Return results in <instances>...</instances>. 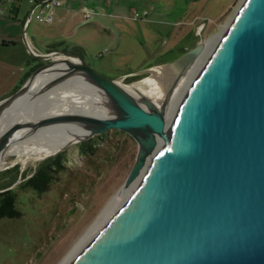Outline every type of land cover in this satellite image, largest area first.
I'll use <instances>...</instances> for the list:
<instances>
[{"label": "water", "instance_id": "obj_1", "mask_svg": "<svg viewBox=\"0 0 264 264\" xmlns=\"http://www.w3.org/2000/svg\"><path fill=\"white\" fill-rule=\"evenodd\" d=\"M38 66L0 100V117L33 104L53 88L84 77L106 95L113 117L96 106L13 119L0 151L14 138L56 123L89 120L95 131L118 129L149 149L87 225L46 264H264V0H241L200 68L174 121L157 106L69 50L36 52ZM203 43L175 62L185 68ZM61 57H66L64 60ZM61 61V62H60ZM68 63L36 87L44 68ZM184 66V67H183ZM42 127H45L44 129Z\"/></svg>", "mask_w": 264, "mask_h": 264}, {"label": "rangeland", "instance_id": "obj_2", "mask_svg": "<svg viewBox=\"0 0 264 264\" xmlns=\"http://www.w3.org/2000/svg\"><path fill=\"white\" fill-rule=\"evenodd\" d=\"M161 1L163 13L170 15L154 22L150 8L137 9L136 19L133 18L135 10L123 20L112 14H102L95 19L96 23L64 27L61 36V32L58 34L61 27L53 26L56 21L45 23L33 18L26 35L33 39L38 50L45 51L47 44L57 41L60 43L57 49L79 55L99 73L126 85L141 84L147 88L145 81L152 75L151 69L177 67L175 61L184 52L219 37L241 2ZM11 2L0 0V18L13 21L10 27L0 25V32L17 36L15 39L20 45H4L1 51L4 57L0 62V96L13 92L19 85L24 74L22 68L28 61L33 63L34 69L40 63L35 58L27 59L29 54L26 55L22 39L21 22L32 4L28 0H14L19 7L16 17ZM79 40L84 44L75 45L81 42ZM63 103L68 101L63 100ZM139 148L127 133L109 128L80 139L74 137L50 155L5 153L4 165L0 168V191H16V208L20 214L0 218V264H46L72 232L87 225L129 174L140 155ZM51 160L58 161L59 165H53ZM48 161L53 169V166L58 169L48 171L53 175L51 187L39 191L25 186L27 178Z\"/></svg>", "mask_w": 264, "mask_h": 264}, {"label": "bare ground", "instance_id": "obj_3", "mask_svg": "<svg viewBox=\"0 0 264 264\" xmlns=\"http://www.w3.org/2000/svg\"><path fill=\"white\" fill-rule=\"evenodd\" d=\"M217 39L218 37L204 43L199 55L184 70L180 66L167 69H164L165 67H156L151 69L152 75L145 81V84L148 85L147 88L141 84L133 83L125 84L126 88L141 97L152 100L157 106L164 103L165 116L168 122L174 121L182 111L194 80ZM64 58L66 57H61L62 60ZM67 66L69 64L63 62L57 68L47 67L42 69L33 84L36 87L41 86L60 74V71ZM168 92L171 93L170 98L167 100ZM109 98L110 96L106 95L90 80L84 77L72 78L53 88L46 96L37 98L33 104L23 106V108L16 109L13 112L1 116L0 132L13 119L28 120L38 116H47L74 109L90 108L91 106H96L95 108H100L101 111L89 114L113 117L114 112L104 108L110 102ZM63 100L68 101V103L64 104ZM62 107L63 110H61ZM42 128L44 129L45 127ZM93 131H95L93 122L89 120H73L56 123V125L51 126L44 133L14 138L0 151V168L4 165L3 156L5 153H16L18 155V153L30 154L31 152H36L41 155H50L58 151L67 141L74 137L80 139L92 134ZM157 145L158 143L154 144L151 149L140 145V155L145 157L153 150L155 151Z\"/></svg>", "mask_w": 264, "mask_h": 264}, {"label": "crops", "instance_id": "obj_4", "mask_svg": "<svg viewBox=\"0 0 264 264\" xmlns=\"http://www.w3.org/2000/svg\"><path fill=\"white\" fill-rule=\"evenodd\" d=\"M11 1L14 2V0H11ZM13 2H11V8H12V11L15 10V16L18 17L19 16L18 15L19 14V10H18L19 7H17L15 5V3H13ZM28 2H29V0H28ZM62 2H63L62 5L57 7L54 10V19L53 20L56 21V23L53 26H54V28L55 27L56 28L61 27V30H59L58 34H60V32L62 31V29H64V27H67L70 24L73 26V25H80V24H83L85 22H91V21L96 23L95 19L99 18L98 15H102V14H112L114 17H119L123 20L125 18L126 14H130L131 11L133 13L134 10L136 12H138L137 9L150 8L151 9L150 13L153 16L152 18H154V20L152 22L158 20L157 18H159V17L162 19V18H166L170 15L169 13H163V4H162L161 0H149L148 2H146L145 0H62ZM31 8H32V5L30 6L28 14L26 15V19H23V21L21 22L23 27L27 23V18L29 16H30V19H29L27 26H29L30 23L32 22L33 17L31 16ZM72 12L74 13V15L71 14ZM67 16H69V17H67ZM65 19L67 20V22H64ZM11 21L12 20L10 18H7L6 20H2L0 18V25H5V26L8 25V27H10L9 24L13 22V21L12 22ZM14 21L17 22L18 20L16 19ZM63 32H61V36H63V34H64ZM106 35H108V34L106 33ZM6 36L7 37L9 36L10 39H6ZM16 37L17 36H15V35H8V33H6V32H0V62L2 61V59L4 57L3 52H1V51H4V48H3L4 45H5V47L10 46V45L17 47L18 44L20 45V43H18V41L15 39ZM26 40H27L29 46L33 50H35L36 52H47L48 51V49L45 51H41V50L36 49V45L33 43V39L27 35H26ZM79 41H81V42H78L75 45L84 44V42L82 40H79ZM56 42H52V43H49L47 45L49 46V45L56 43ZM90 43H92V42H90ZM7 49H8V47H7ZM7 49L5 51H8ZM28 54L29 53L26 52V55H28ZM27 57H28L27 59H30V58L33 59V57H31L30 55ZM26 65H27V62H26ZM32 66H33V63L28 61V65L22 68V70L24 72L22 79L29 72V70ZM8 94H10V93H8ZM8 94L7 93H5V95L2 94L0 96V100L2 98H4L5 96H7Z\"/></svg>", "mask_w": 264, "mask_h": 264}, {"label": "trees", "instance_id": "obj_5", "mask_svg": "<svg viewBox=\"0 0 264 264\" xmlns=\"http://www.w3.org/2000/svg\"><path fill=\"white\" fill-rule=\"evenodd\" d=\"M60 46V43H53L47 47L48 52L56 50ZM34 70L33 66L29 70V72L25 75V77L20 81V84L15 88V90L23 83V81L31 74ZM53 165H59L58 161L51 160ZM48 161L44 166L36 169L33 174L27 178L25 181V186H31L36 190L43 191L47 188L51 187L53 175L48 173L49 170H58L55 166H53ZM24 186V187H25ZM20 214L18 209L16 208V191L14 189H6L0 191V218L1 217H16Z\"/></svg>", "mask_w": 264, "mask_h": 264}, {"label": "built area", "instance_id": "obj_6", "mask_svg": "<svg viewBox=\"0 0 264 264\" xmlns=\"http://www.w3.org/2000/svg\"><path fill=\"white\" fill-rule=\"evenodd\" d=\"M32 4L31 16L39 21L50 23L54 19V10L62 5V0H29ZM146 11L143 12L145 14ZM138 13H133V18H137Z\"/></svg>", "mask_w": 264, "mask_h": 264}, {"label": "flooded vegetation", "instance_id": "obj_7", "mask_svg": "<svg viewBox=\"0 0 264 264\" xmlns=\"http://www.w3.org/2000/svg\"><path fill=\"white\" fill-rule=\"evenodd\" d=\"M125 77H127V76H125Z\"/></svg>", "mask_w": 264, "mask_h": 264}]
</instances>
